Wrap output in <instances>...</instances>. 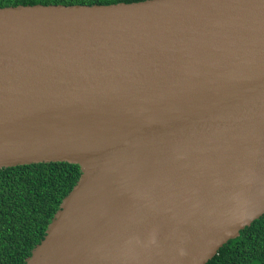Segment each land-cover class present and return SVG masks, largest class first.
<instances>
[{"label": "water", "instance_id": "water-1", "mask_svg": "<svg viewBox=\"0 0 264 264\" xmlns=\"http://www.w3.org/2000/svg\"><path fill=\"white\" fill-rule=\"evenodd\" d=\"M52 162L25 264H207L264 215V0L0 7V169Z\"/></svg>", "mask_w": 264, "mask_h": 264}, {"label": "trees", "instance_id": "trees-1", "mask_svg": "<svg viewBox=\"0 0 264 264\" xmlns=\"http://www.w3.org/2000/svg\"><path fill=\"white\" fill-rule=\"evenodd\" d=\"M140 1L145 0H0V7ZM80 176V166L67 162L0 169V264H25ZM207 264H264V215L225 244Z\"/></svg>", "mask_w": 264, "mask_h": 264}]
</instances>
